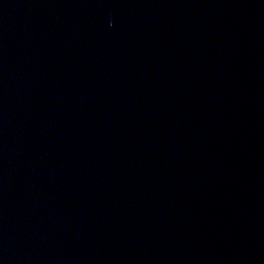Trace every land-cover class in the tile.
<instances>
[{
    "label": "water",
    "instance_id": "water-1",
    "mask_svg": "<svg viewBox=\"0 0 264 264\" xmlns=\"http://www.w3.org/2000/svg\"><path fill=\"white\" fill-rule=\"evenodd\" d=\"M0 264H264V0H0Z\"/></svg>",
    "mask_w": 264,
    "mask_h": 264
}]
</instances>
